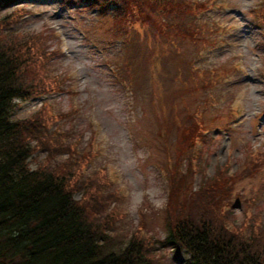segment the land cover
I'll list each match as a JSON object with an SVG mask.
<instances>
[{
    "label": "trees",
    "instance_id": "obj_1",
    "mask_svg": "<svg viewBox=\"0 0 264 264\" xmlns=\"http://www.w3.org/2000/svg\"><path fill=\"white\" fill-rule=\"evenodd\" d=\"M88 1L89 6L103 7L100 16L106 23L99 26L113 32L115 38L127 37L142 24L158 40L176 39L184 48L189 41L190 53L192 48L198 52L209 42L203 35L205 24L194 20L195 15L209 7L208 1ZM17 2L0 0V11ZM25 13L24 7L17 6L0 18V264H176L173 258L156 252V242L142 231L143 227L133 229L132 234L119 231L114 222L117 216L110 209L113 201L121 199L113 181L108 174L101 175L105 169L82 172V166L90 159V148L81 150L78 143H61L66 141L67 133L60 135L46 130L42 127L44 116L41 120L39 115L17 118L16 100L30 98L46 86L40 78L35 79L39 72L36 64L30 65L31 54L45 58L41 59V65L46 72V59L59 53L58 46L49 48L45 31L14 30L13 39H8L10 33L6 29H12L16 17L22 18ZM50 36L55 37L53 32ZM169 51L172 57L178 56ZM135 53H132L136 56L134 60L137 57L146 60L143 54ZM184 56L189 68L193 56L187 53ZM226 70L221 68L222 73ZM133 75V65L124 68L123 80L138 88ZM191 85L196 90L210 87L209 79ZM185 90L183 86L175 90L180 100L173 105L171 102L172 113L160 123L162 133L174 136L179 144V149L167 150L171 160L170 194L165 209L168 233L161 245L176 252L184 249L189 253L186 264H264V223L254 225L248 232L250 224L242 222L234 230L230 226L235 222L229 216L235 207L224 209L226 203L235 205L245 199L246 204H251L263 196L264 154L251 156L247 170L240 172L263 178L253 185L250 196L237 188L239 169L231 173L228 162L207 175L203 154L212 137L203 130L215 127L220 116L208 117L199 105L192 107L188 98L191 93ZM207 101L204 104L212 106L213 100L209 104ZM41 149L49 153L50 159L33 167L31 157ZM260 149L264 153V148ZM65 152L66 159L55 160ZM175 153L178 154L174 157ZM199 173L201 180L194 187V178ZM78 191L83 192L80 198L76 197ZM121 213L126 215L123 208ZM140 217L146 226L142 210Z\"/></svg>",
    "mask_w": 264,
    "mask_h": 264
},
{
    "label": "rangeland",
    "instance_id": "obj_2",
    "mask_svg": "<svg viewBox=\"0 0 264 264\" xmlns=\"http://www.w3.org/2000/svg\"><path fill=\"white\" fill-rule=\"evenodd\" d=\"M212 3L210 8L195 16L197 23H205V35L211 43L204 44L198 52L191 47V53L187 51L190 50L189 41L182 53L176 41L158 40L142 24L127 34L126 41L117 39L113 32L98 25L96 11L80 9L76 4L62 5L60 0H20L17 6L25 5L27 13L20 24L6 29L10 33L8 39H13L14 30L21 33L45 31L50 49L59 45L57 40L61 41V52L46 59L49 61L45 64L46 72L41 65L42 58L31 54L30 65L36 64L39 72L35 79L40 78L42 85L49 86V93L16 100L17 118L39 115L41 120L44 116L42 127L46 130H51L50 125V128L57 126L67 130L66 141L61 143H78L81 150L91 148L90 159L82 166V172L105 169L101 175L106 173L113 181L121 199L113 201L110 209L114 217L117 216L114 222L119 231L132 234L133 229L143 227L142 231L156 242V252L173 258L176 264H186L189 253L184 249L176 252L164 247L161 241L168 233L165 209L170 194L171 160L167 150L179 149V144L174 136L162 133L160 124L172 113L171 102L173 105L180 100L175 90L183 86L186 93H191L188 98L192 107L199 105L208 117L220 116L210 131L212 138L203 154L207 175L212 174L216 166L230 163L231 169H239L237 188L243 189L246 197L252 194L253 185L263 179L245 173L240 175V172L247 170L251 156L264 154L258 149L264 147V11L259 9L264 0H214ZM15 7L0 11V18ZM216 27L220 30L213 32ZM51 32L58 35L57 39L50 36ZM131 47L133 54H143L146 60L138 57L134 60L136 56L130 52ZM168 47L178 56L167 61L164 53ZM185 53L193 56L191 70L187 67ZM125 59L134 61L139 84L135 96L132 85L127 81L123 84L115 74L124 67ZM235 63L242 68L236 69ZM221 68L228 70L221 73ZM65 74L72 76L67 80L70 91L58 93L55 88L50 92L54 86L52 76L64 78ZM182 76L195 85L209 79L210 87L196 90L191 84L180 83ZM207 98H212L213 104L206 109ZM65 113L70 114L61 120L57 118ZM230 125L235 129H230ZM32 135L36 136L34 132ZM91 136L95 137L92 144L89 143L93 141ZM67 157L65 152L55 160ZM31 158L35 167L39 161L49 158V153L37 150ZM200 180L199 173L193 186L196 187ZM82 194L78 191L76 197ZM234 207L229 216L235 222L230 226L234 230L242 222L250 224L248 232L254 225L259 227L264 223V194L251 204L241 199ZM122 208L126 215L121 213ZM141 210L146 226L141 221ZM126 238L124 235L123 240Z\"/></svg>",
    "mask_w": 264,
    "mask_h": 264
}]
</instances>
